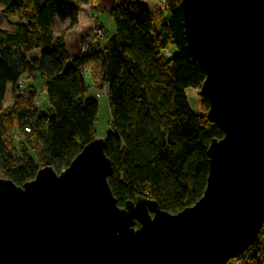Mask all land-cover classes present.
Instances as JSON below:
<instances>
[{
    "label": "trees",
    "instance_id": "trees-1",
    "mask_svg": "<svg viewBox=\"0 0 264 264\" xmlns=\"http://www.w3.org/2000/svg\"><path fill=\"white\" fill-rule=\"evenodd\" d=\"M99 1L0 0L2 15L27 23L15 33L0 32V179L22 187L42 168L61 174L97 139L99 105L87 98L83 74L91 65L99 68L98 86L108 89L112 119L105 154L118 205L142 197L179 214L203 197L208 150L224 138L207 118L208 100L199 96L195 115L187 97L188 90H201L206 75L188 51L181 0H165L166 15H152L144 0H118L110 11L115 35L103 48L70 56L65 33L54 36L56 22L69 21L72 29L79 9ZM8 89L14 103L5 111ZM38 90L49 115L38 112ZM14 133L26 154L9 141ZM255 251L246 264H264V235Z\"/></svg>",
    "mask_w": 264,
    "mask_h": 264
},
{
    "label": "water",
    "instance_id": "water-1",
    "mask_svg": "<svg viewBox=\"0 0 264 264\" xmlns=\"http://www.w3.org/2000/svg\"><path fill=\"white\" fill-rule=\"evenodd\" d=\"M199 96L223 132L203 197L176 215L145 198L118 205L105 140L67 170L22 187L0 179V264H228L264 229V0H181Z\"/></svg>",
    "mask_w": 264,
    "mask_h": 264
},
{
    "label": "crops",
    "instance_id": "crops-1",
    "mask_svg": "<svg viewBox=\"0 0 264 264\" xmlns=\"http://www.w3.org/2000/svg\"><path fill=\"white\" fill-rule=\"evenodd\" d=\"M117 1L118 0H100L98 3L80 8L79 9V22L72 29H70L69 21L65 23L55 24L54 36L58 37L65 33L66 50L70 56L80 55L81 42L83 40L90 39L92 35V31L97 26H102L105 28L107 39L115 35L117 29H116V25L114 21L110 17V11ZM161 3H162V0H144L143 1V4L145 5V7L149 10V12L152 15H158L160 13H163L166 15V13L164 12L165 11L164 6H162ZM2 16L4 18H7L6 20H8V22L10 18L12 17V16L5 17L4 15ZM12 18L15 19V17H12ZM15 22H17L16 19H15ZM21 28H25V27H21ZM17 31H14L13 28L9 29V27H0V32L2 34L15 33ZM104 46L105 44L102 45L101 48H103ZM33 56L35 57L36 54ZM93 70L97 71L96 76L94 77L95 79L94 81L97 84V82H99L100 80L99 68L94 67ZM197 94L198 93L196 91H191V90L187 91V97H188L192 112L195 115H199L200 110L198 108H193V104L191 100H194V98L196 99Z\"/></svg>",
    "mask_w": 264,
    "mask_h": 264
},
{
    "label": "rangeland",
    "instance_id": "rangeland-1",
    "mask_svg": "<svg viewBox=\"0 0 264 264\" xmlns=\"http://www.w3.org/2000/svg\"><path fill=\"white\" fill-rule=\"evenodd\" d=\"M161 4H162V6H164L163 0H162ZM12 17H15L17 22H15V19ZM12 17L10 18V20L8 22V20H6L7 18H4L2 16L1 6H0V27H9V29L13 28L14 31H17L20 29V27H22V25H25L26 22H21L16 16H12ZM56 23L58 24V22H56ZM113 25H114V23H113ZM56 27H58V26H56ZM106 40H107V37L104 41H102L100 43V45H104L106 43L105 42ZM100 47H102V46H100ZM85 68L88 70L87 75L86 76L84 75L85 76V78H84L85 83L87 86L90 87L88 90L87 98L97 101L98 105H99V113H98L97 121L95 123L96 137H97V139H104L110 130V124H111V119H112L111 108H110L108 95H107L108 89H107V87L101 88L100 86H98L99 82H97V84L95 83L94 77L96 76L97 71L93 70V68H94L93 66L88 65ZM39 91H40L39 96H38V99L36 100V106H37L38 112L41 115H49L50 109L48 107L47 100L43 96L41 90H39ZM196 102H197V108L199 110H201V100L199 97V93L196 96ZM13 103H14V99L12 96L11 89H8L6 99H5V103H4V110L7 111L13 105ZM8 139H9V141H11V142L13 141V143L18 145L17 149L19 150V152L23 151L24 154L27 153L24 150V147L22 145V138H20L17 133H14V134L8 136ZM29 154L31 156H33L32 152H29Z\"/></svg>",
    "mask_w": 264,
    "mask_h": 264
},
{
    "label": "built area",
    "instance_id": "built-area-1",
    "mask_svg": "<svg viewBox=\"0 0 264 264\" xmlns=\"http://www.w3.org/2000/svg\"><path fill=\"white\" fill-rule=\"evenodd\" d=\"M163 3L165 5V0H163ZM106 39V31L105 28L102 26H97L92 31L91 38L88 40H84L81 43V52L84 54L91 53L99 48H101L100 43ZM87 67V66H86ZM88 73V70L86 68L83 69V74L86 76ZM19 87L20 89L24 90L26 88V83L24 80L19 81ZM38 92H40L38 90ZM27 130V129H26ZM264 235V229L262 231V236ZM262 238V237H261ZM261 238L252 245L245 253H243L241 256L229 260L228 264H246L249 262V259L256 254L255 247L259 244Z\"/></svg>",
    "mask_w": 264,
    "mask_h": 264
},
{
    "label": "bare ground",
    "instance_id": "bare-ground-1",
    "mask_svg": "<svg viewBox=\"0 0 264 264\" xmlns=\"http://www.w3.org/2000/svg\"><path fill=\"white\" fill-rule=\"evenodd\" d=\"M192 104H193V108H197V102L196 99L194 98V100H191Z\"/></svg>",
    "mask_w": 264,
    "mask_h": 264
}]
</instances>
